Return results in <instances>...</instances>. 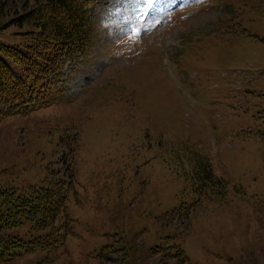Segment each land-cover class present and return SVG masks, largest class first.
Masks as SVG:
<instances>
[{
	"label": "rangeland",
	"instance_id": "obj_1",
	"mask_svg": "<svg viewBox=\"0 0 264 264\" xmlns=\"http://www.w3.org/2000/svg\"><path fill=\"white\" fill-rule=\"evenodd\" d=\"M174 1L98 5L87 54L51 81L65 93L0 118V192H66L46 230L0 229L62 223L64 243L0 264H264V0H185L159 24ZM25 2L0 0V44L28 42Z\"/></svg>",
	"mask_w": 264,
	"mask_h": 264
},
{
	"label": "trees",
	"instance_id": "obj_2",
	"mask_svg": "<svg viewBox=\"0 0 264 264\" xmlns=\"http://www.w3.org/2000/svg\"><path fill=\"white\" fill-rule=\"evenodd\" d=\"M101 1L26 0L24 6L29 10L18 16L14 24L20 29H29L28 42L17 46L0 44V118L30 113L48 105L46 95L51 90L50 77L59 72L67 56L85 54L92 45L95 6ZM1 14L3 8L0 7ZM192 165L201 186L219 184L223 188L224 180L216 177L209 163L202 165L198 160ZM61 184L32 187L27 195L20 197L13 191H1L0 204L6 210L0 217V229L17 228L31 221L35 228L45 226L43 230H46L50 227L49 219L58 220L61 217L58 213L65 206L66 192ZM29 214L31 218H28ZM63 226L54 223L51 232L48 230L32 241L16 236L1 238L0 263L45 245H62L65 233L57 234L51 241L48 239L52 232H58Z\"/></svg>",
	"mask_w": 264,
	"mask_h": 264
}]
</instances>
